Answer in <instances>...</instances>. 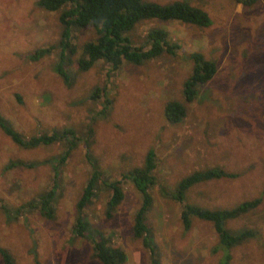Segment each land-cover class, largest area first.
Listing matches in <instances>:
<instances>
[{"label":"rangeland","instance_id":"obj_1","mask_svg":"<svg viewBox=\"0 0 264 264\" xmlns=\"http://www.w3.org/2000/svg\"><path fill=\"white\" fill-rule=\"evenodd\" d=\"M38 1L0 0V113L25 136L71 128L81 137L55 178V216L23 209L8 218L4 208L13 210L50 189L53 170L44 160L64 145L59 141L22 147L0 128V246L14 264H101L88 240L71 233L75 203L92 166L102 175L86 214L97 228L112 233L113 243L126 252L123 264H151L150 250L133 232L140 193L124 176L143 166L148 150L154 151L156 165L147 222L160 264H222L226 254L231 256L227 264H264V0L249 6L235 0H185L203 8L211 24L154 18L125 33L140 45L148 40L150 28H164L168 39L180 45L175 55L162 53L139 64L124 61L116 70L104 60L86 70L71 64L66 67L67 84L53 68L57 48L29 58L36 49L57 45L62 30L60 11H48ZM94 36L91 27L74 28L71 38L79 47ZM194 52L214 61L216 72L199 86L196 98L186 102L183 87ZM81 55L79 49L76 58ZM96 87L103 93L93 99ZM173 100L186 108L176 123L165 114ZM19 161L40 162L12 165ZM214 167L234 176L191 185L186 202L216 210L260 198L255 208L226 221L230 231L254 232L229 249L219 244L209 221L193 217L185 230L182 203L173 197L184 177ZM114 180L120 181L124 199L114 215L106 217L111 194L106 182Z\"/></svg>","mask_w":264,"mask_h":264},{"label":"trees","instance_id":"obj_2","mask_svg":"<svg viewBox=\"0 0 264 264\" xmlns=\"http://www.w3.org/2000/svg\"><path fill=\"white\" fill-rule=\"evenodd\" d=\"M235 1L249 6L259 0ZM38 4L48 11H60L59 20L62 30L57 45L36 49L29 58L37 59L47 56L57 48V60L53 63V68L66 84L69 76L68 68L66 67L71 64H75L79 70H86L92 67L95 62L104 60L113 70H116L124 61L139 64L162 53L175 55L180 49L179 44L168 39V32L164 28H150L147 31L148 40L144 44L134 45L125 33L133 29L138 22L156 18L164 21L179 20L201 27L211 24V19L205 10L191 5L185 0H175L168 4L149 0H39ZM87 27L93 29L95 38L86 40L78 47L72 42V30L74 28ZM79 49L82 55L76 58ZM72 56H75L73 61L71 59ZM189 59L192 62V71L183 87L184 100L186 102L193 101L198 94L199 86L209 81L216 72L214 61L205 59L199 52L191 53ZM102 93L103 89L96 87L93 89L91 97L93 99L99 98ZM107 102H111V100L107 99ZM165 114L170 122H180L186 115V108L179 101H169L165 106ZM0 128L13 142L26 148L63 141L64 149L57 155L44 160V162L51 164L53 170L54 183L50 189L25 205H20L13 210L4 208L8 218L13 217L11 215L13 212L18 213L23 209H37L41 216L53 218L55 216L54 202L59 193L55 178L59 177L62 165L66 163L73 149L79 144L81 136L77 134L76 130L74 131L71 128H54L51 132L25 136L1 113ZM88 132L89 130L86 133ZM86 133H84L86 139L85 148L87 149L86 157L91 160L89 153L90 140L85 136ZM39 162L24 163L19 161L13 162L12 165L19 163L34 166ZM155 165V153L152 150H148L143 166L125 173L124 176L131 180L141 197L140 205L133 215L134 235L142 237L144 245L150 250L151 264H160L159 252L154 249L151 228L147 222V214L152 207L153 201L150 187L155 181L152 174ZM101 175V171L96 166H92V172L75 203V216L71 233L73 237L88 240L92 246L93 256L101 264H123L127 260L126 252L122 247L113 243L111 232H105L97 228L85 212L86 208L90 206L98 195L97 189ZM232 176L234 175L216 167L195 171L178 182L173 194L174 199L182 203L180 219L184 229L188 230L190 228L193 217L209 221L213 224L217 233L219 244L226 249L254 234L249 229L230 231L225 226L226 221L255 208L260 203V198L244 201L231 209L214 210L186 202L185 195L188 188L195 183ZM106 186L111 190V194L106 203L105 216L112 217L118 205L124 199V191L119 180L106 182ZM0 255L4 264H14L12 255L1 246ZM230 258V254H226V261L222 264H227Z\"/></svg>","mask_w":264,"mask_h":264},{"label":"crops","instance_id":"obj_3","mask_svg":"<svg viewBox=\"0 0 264 264\" xmlns=\"http://www.w3.org/2000/svg\"><path fill=\"white\" fill-rule=\"evenodd\" d=\"M196 6V5H195ZM199 7V6H198ZM201 8V7H200ZM203 9V8H202ZM204 10V9H203ZM179 21V20H178Z\"/></svg>","mask_w":264,"mask_h":264}]
</instances>
